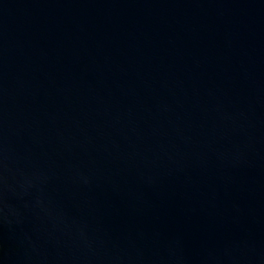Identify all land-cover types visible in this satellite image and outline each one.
I'll list each match as a JSON object with an SVG mask.
<instances>
[{"label":"water","instance_id":"1","mask_svg":"<svg viewBox=\"0 0 264 264\" xmlns=\"http://www.w3.org/2000/svg\"><path fill=\"white\" fill-rule=\"evenodd\" d=\"M0 264H264V0H0Z\"/></svg>","mask_w":264,"mask_h":264}]
</instances>
